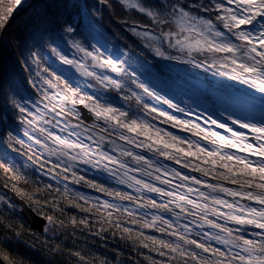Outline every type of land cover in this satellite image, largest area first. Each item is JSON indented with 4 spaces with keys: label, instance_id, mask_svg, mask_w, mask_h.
<instances>
[{
    "label": "snow or ice",
    "instance_id": "snow-or-ice-1",
    "mask_svg": "<svg viewBox=\"0 0 264 264\" xmlns=\"http://www.w3.org/2000/svg\"><path fill=\"white\" fill-rule=\"evenodd\" d=\"M117 2L135 49L102 31L112 0H47L27 34L8 31L22 0L0 5V57L19 50L29 70L25 94L0 62V141L24 158L0 153V170L55 182L26 196L52 236L95 226L101 239L119 233L146 264H264V0ZM159 63L227 83L178 93ZM89 171L122 187L86 179ZM68 181L110 199L72 192ZM17 214L0 194V264H24L10 249L32 230ZM41 247L65 255L48 240ZM67 254L94 264L82 251Z\"/></svg>",
    "mask_w": 264,
    "mask_h": 264
},
{
    "label": "trees",
    "instance_id": "trees-1",
    "mask_svg": "<svg viewBox=\"0 0 264 264\" xmlns=\"http://www.w3.org/2000/svg\"><path fill=\"white\" fill-rule=\"evenodd\" d=\"M46 2L47 0H22V4L16 9L9 21L8 31L12 32L18 30L21 33L27 34V32L31 30L30 20L37 17V14L45 7ZM7 3L8 0H0V5ZM112 3L114 7L111 11L104 9L103 33L111 44L119 45L122 49L127 46H132L135 49L139 41L136 37L132 36L130 32H127L120 23V21L128 17L129 13L121 9L117 0H112ZM131 15L137 20L145 19L138 13H131ZM23 60L24 57L19 50L15 52L9 50L0 57V62H2L6 69V82H14L22 92L27 94L25 90L28 88L27 81L29 79V70L23 67ZM153 63L156 62L153 61ZM155 70L159 72L161 78L172 88L177 87L181 89L193 85L195 81H200L206 89L210 87L211 89L222 90V85L227 83L226 81L218 83L210 76H206L201 72L188 70L186 66L182 65L159 63ZM4 152H8L11 157H14L17 161H21V156L12 152L6 147L3 141H0V153ZM21 172L27 176V182L23 179L16 180L15 178H8L5 173L0 170V194H5L9 197L5 189L8 188L14 191L12 186L15 185L16 188L25 194V197L18 196L25 200L33 209L31 202L26 196L33 194L35 189L39 187L41 191L34 196L33 199L40 198L44 195L43 185L45 183H53L54 186L56 185L49 176L43 173L29 169H21ZM86 179H96L98 182L104 183L110 188L114 187L118 190L121 188L116 185L115 182L94 173L88 172L86 174ZM5 182L8 184V187L4 186ZM67 183L72 192L82 193L91 197L93 200H95L93 196H106V194L89 187L86 183L74 184L71 181ZM17 211L18 214L13 218L23 222L25 228L32 230V233H22V238L18 241H13L12 249H10V251L15 253L17 258L24 262V264H48L49 261H51L52 264H76L75 257L67 254L69 250L72 252L77 250L82 251L87 254L89 258H93L94 264H99L100 259H107L110 264H131L133 258L138 260L140 264H146L142 256H136V254L131 251L128 242L119 239V233L116 238H112L109 232L105 239H101L94 235V232L97 230L95 226L92 232L68 227L63 231H59L56 236H52L51 233L45 231L40 233L30 228L20 212L18 205ZM43 211L47 212L49 210L44 209ZM67 212L71 215H88L86 213H79V211L74 208H67ZM121 219L123 220L125 218L122 216ZM104 226L108 227L107 225ZM44 240H48L50 245L59 244L65 250V255L58 257L49 255L47 251L41 247ZM32 244L36 245L35 249L31 247ZM117 253H122V255H117Z\"/></svg>",
    "mask_w": 264,
    "mask_h": 264
},
{
    "label": "water",
    "instance_id": "water-1",
    "mask_svg": "<svg viewBox=\"0 0 264 264\" xmlns=\"http://www.w3.org/2000/svg\"><path fill=\"white\" fill-rule=\"evenodd\" d=\"M5 191L9 195V197L20 206V211L23 214L24 218L30 225V227L39 232L44 231V227L46 222L43 220L41 215H38L35 210H33L25 200L19 197L14 191L6 188Z\"/></svg>",
    "mask_w": 264,
    "mask_h": 264
},
{
    "label": "rangeland",
    "instance_id": "rangeland-1",
    "mask_svg": "<svg viewBox=\"0 0 264 264\" xmlns=\"http://www.w3.org/2000/svg\"><path fill=\"white\" fill-rule=\"evenodd\" d=\"M198 87V88H197ZM174 89L178 92V93H183V92H191V91H195V90H197V89H206V87L205 86H203L202 85V83L200 82V81H195L194 82V84L193 85H191V86H186L185 88H181V89H179V88H177V87H174ZM185 98H187V97H185ZM24 158L23 157H21V161L23 160ZM90 173H94V174H97V175H99V176H102V177H104V178H106V179H108V180H111V181H113L110 177H106V176H104L103 174H99V173H95V172H92V171H89ZM114 182V181H113ZM119 186V185H118ZM119 187H122V186H119ZM124 190H127V189H124ZM94 197V199L95 198H97V197H99L101 200H103V199H110V197H108V196H93ZM20 207V206H19ZM30 226V225H29ZM46 226V225H45ZM34 230V229H33ZM37 231V230H36ZM39 232V231H38ZM44 232V231H43ZM41 233V232H40Z\"/></svg>",
    "mask_w": 264,
    "mask_h": 264
}]
</instances>
